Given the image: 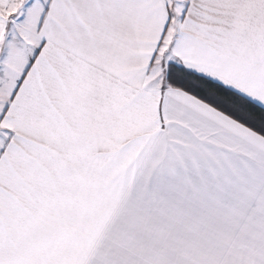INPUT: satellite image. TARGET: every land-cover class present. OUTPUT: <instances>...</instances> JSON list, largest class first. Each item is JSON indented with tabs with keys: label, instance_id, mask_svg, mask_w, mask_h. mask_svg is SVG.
<instances>
[{
	"label": "snow or ice",
	"instance_id": "1",
	"mask_svg": "<svg viewBox=\"0 0 264 264\" xmlns=\"http://www.w3.org/2000/svg\"><path fill=\"white\" fill-rule=\"evenodd\" d=\"M0 264H264V0H0Z\"/></svg>",
	"mask_w": 264,
	"mask_h": 264
}]
</instances>
